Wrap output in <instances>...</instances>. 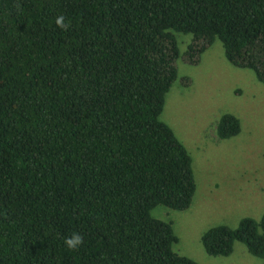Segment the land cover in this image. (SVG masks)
Here are the masks:
<instances>
[{"label": "trees", "instance_id": "1", "mask_svg": "<svg viewBox=\"0 0 264 264\" xmlns=\"http://www.w3.org/2000/svg\"><path fill=\"white\" fill-rule=\"evenodd\" d=\"M216 40L264 85V0H0V264H195L150 213L191 205L190 156L160 116L177 60ZM234 242L264 261V215L202 237L210 256Z\"/></svg>", "mask_w": 264, "mask_h": 264}, {"label": "rangeland", "instance_id": "2", "mask_svg": "<svg viewBox=\"0 0 264 264\" xmlns=\"http://www.w3.org/2000/svg\"><path fill=\"white\" fill-rule=\"evenodd\" d=\"M189 36L177 35L182 54ZM177 80L165 95L160 119L187 150L195 182L190 207L174 211L157 206L151 216L170 223L177 238L174 252L195 264H264L234 242L230 255H207L202 237L210 229L235 230L243 219L264 215V85L253 72L229 64L216 40L190 66L176 64ZM236 117L240 132L219 140L217 123Z\"/></svg>", "mask_w": 264, "mask_h": 264}, {"label": "clouds", "instance_id": "3", "mask_svg": "<svg viewBox=\"0 0 264 264\" xmlns=\"http://www.w3.org/2000/svg\"><path fill=\"white\" fill-rule=\"evenodd\" d=\"M56 25L58 28L62 29V30H67L69 25L65 23V17L63 15H60L56 18L55 21ZM84 242V238L78 234V233H74L69 237L65 238V246L69 249V250H76L79 248V246H81Z\"/></svg>", "mask_w": 264, "mask_h": 264}]
</instances>
